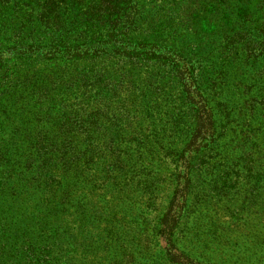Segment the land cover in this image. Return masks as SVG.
Returning a JSON list of instances; mask_svg holds the SVG:
<instances>
[{"label": "rangeland", "instance_id": "374dc122", "mask_svg": "<svg viewBox=\"0 0 264 264\" xmlns=\"http://www.w3.org/2000/svg\"><path fill=\"white\" fill-rule=\"evenodd\" d=\"M0 264H264V0H0Z\"/></svg>", "mask_w": 264, "mask_h": 264}]
</instances>
